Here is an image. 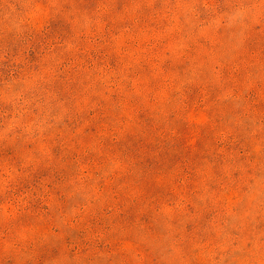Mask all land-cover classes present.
Here are the masks:
<instances>
[{
  "label": "rangeland",
  "instance_id": "374dc122",
  "mask_svg": "<svg viewBox=\"0 0 264 264\" xmlns=\"http://www.w3.org/2000/svg\"><path fill=\"white\" fill-rule=\"evenodd\" d=\"M0 264H264V0H0Z\"/></svg>",
  "mask_w": 264,
  "mask_h": 264
}]
</instances>
